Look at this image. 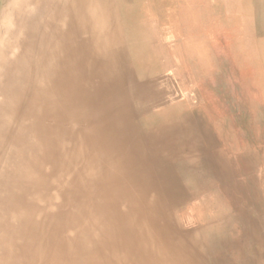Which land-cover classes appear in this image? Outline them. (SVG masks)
Returning <instances> with one entry per match:
<instances>
[{"label":"bare ground","instance_id":"1","mask_svg":"<svg viewBox=\"0 0 264 264\" xmlns=\"http://www.w3.org/2000/svg\"><path fill=\"white\" fill-rule=\"evenodd\" d=\"M14 4L0 32V264H213L184 214L208 182L236 211L223 223L224 243L235 218L243 229L233 241L243 244L237 264H264L256 164L233 145L231 118L223 112L222 149L193 103L198 90L164 92L157 81L173 75L162 60L133 62L166 38L173 1ZM214 6L223 19V1ZM227 11L236 20L224 25L248 43L231 53L247 65L238 80L254 117L264 102V0ZM135 92L147 99L140 109ZM158 106L167 120L151 126Z\"/></svg>","mask_w":264,"mask_h":264},{"label":"rangeland","instance_id":"2","mask_svg":"<svg viewBox=\"0 0 264 264\" xmlns=\"http://www.w3.org/2000/svg\"><path fill=\"white\" fill-rule=\"evenodd\" d=\"M10 1L0 0V32L3 30L5 24H9V20L2 17L4 11H6L8 7H12L13 5H15L14 2H17V0ZM152 11L154 13L155 9H152ZM168 12H170V9H168L166 13ZM223 22L225 21L220 18L215 12V16H212V25L210 28H205L201 24H199V26L196 25V28L188 27L185 30V36L176 44L175 42L180 39V36L178 38V35H175L174 37L170 35L172 27H169L171 30L167 34L168 37H166L165 40H162V38L159 40V46L157 47L156 51H152V53L147 52V54H142V56L144 57L143 60L138 59L139 55L135 56L136 59L133 62L139 61L143 62L144 64L148 62L149 64L155 62L157 59L162 60L165 70H168L173 75L172 82H168L164 78H159V80L157 81V84L163 87L164 92L168 91L169 89H179L180 85H182L184 90L189 94H192L196 92V90H198V96L196 97V103L198 107L196 108L202 111L201 114L203 115L205 122H209L212 125L214 133L213 137H215V141L222 149V133L224 126L223 112L225 114H228V116L231 118L232 123L234 124V126H232L235 134L233 145H235L234 142H236L237 146L239 147L240 144H242L248 151V157L252 159L256 164L254 169H256L257 175L254 184L259 191L260 198V230H264V102H260L258 100L257 104L259 110L258 113H256L253 117V115H251V113L249 112L250 109L248 103L242 95V91L239 86L240 77L243 74H248L249 72L247 65L242 66L241 68L236 66L233 62L234 57L231 53L233 45L238 49L239 46L245 47L248 43L242 44L241 42L237 41L236 31L238 30L235 28L227 29ZM261 38L262 37L257 36L255 38L256 40L252 41V43L257 42L259 44ZM174 44L178 47L176 48ZM197 51L200 52L197 53ZM239 52H241L243 56L249 55L248 48H244ZM179 54L182 57H180ZM207 60L210 61L211 67H209ZM180 63L183 66V69L180 67ZM131 65H134V63L131 62L129 64V67H131ZM234 65L235 67L233 68ZM226 71H230L231 73L227 76L228 98L223 99V77L226 76ZM183 72H185V76ZM127 78L129 81L128 84L130 85L131 76L129 73L127 74ZM168 86L170 87L167 88ZM260 92L263 93L264 90L261 89ZM240 94L241 96H239ZM207 96H210V98L207 99ZM132 98V102L134 103L135 107H138L141 101L143 102L146 99L145 96L141 95L140 92H135V95L132 93ZM199 98L202 100H200ZM242 103L243 105H241ZM138 108L140 109L141 107ZM151 108L154 111L152 114L157 117L156 122H154V119L153 121L150 120L151 126H156L167 120V117L161 114L162 109L160 107ZM181 111L182 110L179 111V114H181ZM151 118H153L152 115ZM252 122L255 124H253ZM254 126H256L257 129H255ZM258 140L260 142H258ZM205 156H207V154ZM210 156L212 155L209 154V157ZM237 176H240L239 178L243 177L242 179L246 180L245 182L248 184H250L252 181L248 179V176L246 175L237 174ZM184 212V214H188L189 217L193 219L194 223H198V226L196 227V229H194V231H199L198 235L202 238L205 237V251L207 252L208 256H211L213 264H223L228 261L232 262L231 264L239 263V255H242L243 253V244L239 245L240 247H236L233 241L240 234V230L243 229L240 225H238V219L235 218V222H231L230 226L228 225L227 227L228 237L233 239L227 241V244L224 243L225 237H223V223L228 222L226 220H228L230 217L234 219L233 215L235 216L236 211L228 201L223 200V189H221V187L217 186L216 184H212L211 182L204 183V185L197 187L196 192L191 195L186 202ZM192 216H194L195 218H193Z\"/></svg>","mask_w":264,"mask_h":264},{"label":"crops","instance_id":"3","mask_svg":"<svg viewBox=\"0 0 264 264\" xmlns=\"http://www.w3.org/2000/svg\"><path fill=\"white\" fill-rule=\"evenodd\" d=\"M172 1H173V9H170V12H171L170 14L172 16V19L167 21L166 25L168 27V31L170 29L169 27H172L170 35H172L173 37L175 35H178V38L180 36V39L176 41L175 44L178 43L185 36L186 34L185 30L188 27L196 28V25L199 26V24H201L205 28L211 27L212 16L213 15L215 16V12H216V8L214 4L216 3V1L218 2V0H172ZM221 1H223V20L224 21L229 20L230 18H233L234 20H236L234 14L232 17H230L229 12L227 10L234 8L236 6L242 7V4L243 5L247 4L248 6L251 5V7L255 5V0L254 2H252L251 0H247L246 4H245V1L242 2L241 0H221ZM193 16L199 17V19L193 21L192 19ZM163 39L165 40V38H162V40ZM175 44L174 46L177 48L178 46H176ZM179 56L182 57L180 54ZM180 67L183 69V66L181 65V63H180ZM183 74L185 76V72H183ZM243 75H247V74H243ZM178 90L181 94L185 95L186 97H187V94H189L187 91L184 90L182 85L179 86ZM209 98L210 96H207V99ZM227 98H228L227 78H224L223 99H227ZM193 103H195V107H198L196 101ZM161 114L165 116L167 115L165 110L163 112L161 111Z\"/></svg>","mask_w":264,"mask_h":264}]
</instances>
